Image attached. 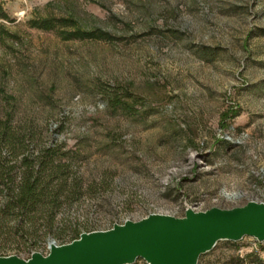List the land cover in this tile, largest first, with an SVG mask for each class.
I'll use <instances>...</instances> for the list:
<instances>
[{
    "label": "rangeland",
    "instance_id": "374dc122",
    "mask_svg": "<svg viewBox=\"0 0 264 264\" xmlns=\"http://www.w3.org/2000/svg\"><path fill=\"white\" fill-rule=\"evenodd\" d=\"M42 18L112 39L30 25ZM5 96L42 145L74 157L84 194L53 225L1 222L0 257L46 255L51 241L152 214L264 203V0H0L2 112ZM116 97L132 109L113 108ZM252 253L264 261V244L222 241L199 264Z\"/></svg>",
    "mask_w": 264,
    "mask_h": 264
},
{
    "label": "water",
    "instance_id": "95a60500",
    "mask_svg": "<svg viewBox=\"0 0 264 264\" xmlns=\"http://www.w3.org/2000/svg\"><path fill=\"white\" fill-rule=\"evenodd\" d=\"M245 238L264 244V203L205 212L188 209L182 218L152 214L108 231L83 233L69 244L51 241L46 255L0 257V264H199L219 242Z\"/></svg>",
    "mask_w": 264,
    "mask_h": 264
},
{
    "label": "trees",
    "instance_id": "16d2710c",
    "mask_svg": "<svg viewBox=\"0 0 264 264\" xmlns=\"http://www.w3.org/2000/svg\"><path fill=\"white\" fill-rule=\"evenodd\" d=\"M30 25L43 30L58 29L65 39H112L103 30L80 28L72 18L35 19ZM69 27L74 30L66 32L65 28ZM4 98L6 108L0 111V223L15 216L20 219L19 229L23 231L24 224H34L40 214V219L53 225L63 205L78 202L84 194L81 179L72 175L74 157L62 152L57 144L42 145L33 128L16 122L13 109L8 107L13 99ZM112 106L115 109H132L131 104L121 97L114 98ZM80 236L78 233L74 240ZM247 258L255 259L251 264H264L257 253Z\"/></svg>",
    "mask_w": 264,
    "mask_h": 264
},
{
    "label": "built area",
    "instance_id": "2783aa9c",
    "mask_svg": "<svg viewBox=\"0 0 264 264\" xmlns=\"http://www.w3.org/2000/svg\"><path fill=\"white\" fill-rule=\"evenodd\" d=\"M257 244V243H256Z\"/></svg>",
    "mask_w": 264,
    "mask_h": 264
}]
</instances>
